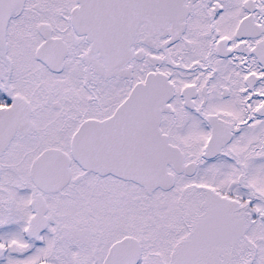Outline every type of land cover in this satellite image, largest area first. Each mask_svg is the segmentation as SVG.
<instances>
[{
  "label": "snow or ice",
  "instance_id": "1",
  "mask_svg": "<svg viewBox=\"0 0 264 264\" xmlns=\"http://www.w3.org/2000/svg\"><path fill=\"white\" fill-rule=\"evenodd\" d=\"M0 264H264V0H0Z\"/></svg>",
  "mask_w": 264,
  "mask_h": 264
}]
</instances>
